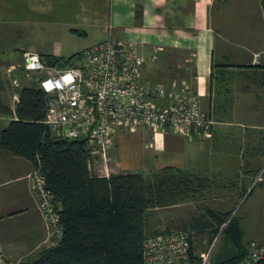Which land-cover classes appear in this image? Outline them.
Instances as JSON below:
<instances>
[{
    "label": "crops",
    "instance_id": "obj_1",
    "mask_svg": "<svg viewBox=\"0 0 264 264\" xmlns=\"http://www.w3.org/2000/svg\"><path fill=\"white\" fill-rule=\"evenodd\" d=\"M0 22L24 25L14 53L31 49L50 58H67L112 35L135 44L144 56L141 80L167 87L188 83L199 93L202 111L213 120L209 137L146 124L120 127L114 134L108 152L112 174L147 177L172 167L205 179L196 197L165 206L167 216L158 211L167 219L148 225V234L196 232L190 225L195 216L178 213L200 204L230 209L264 185L256 181L259 172L264 175V68L255 61L264 58L262 0H0ZM36 25L55 26L45 32L49 43L35 41ZM14 76L15 71L7 75L9 83ZM10 91L0 90L13 110L0 115V129L16 118L19 96L15 88ZM149 98L159 106L171 102L169 96ZM33 167L22 156L0 151V264L35 259L49 246L26 178Z\"/></svg>",
    "mask_w": 264,
    "mask_h": 264
},
{
    "label": "trees",
    "instance_id": "obj_2",
    "mask_svg": "<svg viewBox=\"0 0 264 264\" xmlns=\"http://www.w3.org/2000/svg\"><path fill=\"white\" fill-rule=\"evenodd\" d=\"M79 54L52 58L56 66L67 67L75 64ZM17 64L16 75L21 84L15 88L19 96L14 109L16 118L0 129V151L22 156L40 168L45 185L53 194L63 230L56 245L19 264H143V240L156 234L146 230L148 211L196 197L206 187L205 179L172 167L147 177L136 172L111 173L109 177L93 173L87 164V140L70 141L51 131L44 122L47 94L28 83L32 74ZM256 65L264 68L262 62ZM12 113V108L0 98V115ZM200 208L208 219L203 220L200 214L193 218L192 227L211 228L209 235L213 240L225 225L209 264H242L247 244L236 214L227 222L232 210L219 211L206 204H200ZM184 230L190 234V264H201V256L193 250L191 232ZM253 264H264V260Z\"/></svg>",
    "mask_w": 264,
    "mask_h": 264
},
{
    "label": "built area",
    "instance_id": "obj_3",
    "mask_svg": "<svg viewBox=\"0 0 264 264\" xmlns=\"http://www.w3.org/2000/svg\"><path fill=\"white\" fill-rule=\"evenodd\" d=\"M19 65L35 75L30 82L48 96L45 123L64 138H85L90 149L88 168L97 175L109 177V148L118 129L146 124L153 128L170 126L180 134L209 137L213 120L199 103V93L188 83L173 82L168 87L141 80L144 56L135 44L110 35L82 50L72 66H50L36 51L21 53ZM260 63V58L255 60ZM18 64L11 65L15 70ZM14 88L21 84L11 78ZM170 97L168 106L154 105L149 97ZM96 158L101 164L95 167ZM26 178L36 198L48 233V245H56L63 230L60 215L46 178L39 167H33ZM261 176L258 175L256 181ZM213 248V247H212ZM191 241L186 230L173 229L149 234L143 240V264H190ZM212 249L202 253L201 264H209ZM242 264L264 260V240L252 239L246 246Z\"/></svg>",
    "mask_w": 264,
    "mask_h": 264
},
{
    "label": "rangeland",
    "instance_id": "obj_4",
    "mask_svg": "<svg viewBox=\"0 0 264 264\" xmlns=\"http://www.w3.org/2000/svg\"><path fill=\"white\" fill-rule=\"evenodd\" d=\"M262 1L264 3V0H262ZM23 26L24 25H12L11 23H8V22H0V33H1L0 34V82H1L0 90H2V92H4V93H7V92L9 93V92H11L10 91L11 89L12 90L14 89L13 87H10L12 83L8 82L7 75L11 76L12 71L16 72V69L15 70L10 69L11 65L22 60L20 54L23 51H25V50H22L21 53L20 52L14 53V49H17V47H18V45H17L18 42H22L20 40V38L18 39L17 35L19 33V30H21V28ZM34 27H35L34 33H35V36H37V37H35V39H36L35 41L38 42L40 44V46L43 44L49 43V41H48L49 37L46 36L45 32L49 33L50 29H53V27H55V26L52 27L51 25H36ZM27 50H29V49H27ZM30 51H33V50L30 49ZM80 52H78V54ZM45 56L46 55H42L43 61H45L44 58L45 59L47 58ZM32 75L30 76V79H29L30 81L33 79ZM33 76H35V75H33ZM2 95H5V94H2ZM100 164H101L100 159L98 160L96 158L95 167L96 168L99 167ZM108 164H109V162H108ZM93 173L96 174L95 171ZM110 174H111V171H110ZM258 175L261 176V179H259V180H264L263 171L259 172ZM261 190H263V194L259 195ZM162 206L163 205L157 206L160 208L153 207L148 211L147 218H148V225L149 226L151 225L150 228H152L155 225L161 224L162 222H164V220L166 218V217H163L162 215L161 216L156 215L158 211L162 210V212H164V210H166L165 211L166 214H164V215L167 216V214H169V210H167L168 208H166L165 206H163V208H162ZM213 208H215L216 210H219V211L229 209V207H225V208L213 207ZM229 210H232L231 216L232 215L235 216V214H236V218H238L240 225L243 228V232H244L243 238H244L246 244H248L249 241L252 239H255L258 241L264 240V185L262 183H259V185L256 187L254 192L248 197V199L244 203L239 202V204H237L235 207H230ZM178 214H183L184 216L192 214V216L198 217V215L204 214V210H203V208H198L197 210L196 209L190 210V211L185 210V212L181 211V213H178ZM156 216H158L160 218H158ZM230 217H229V219H230ZM202 219L206 220V219H208V217H205L203 215ZM227 222H229V221H227ZM162 225H164V224H162ZM223 226H225V225H223ZM210 230H211V228L207 227L205 230H201V231H199V230H196V232L190 231L191 232V239L193 241V247H194L193 250L199 256H201L203 252L207 253V251H209L210 249L213 250V248L219 244L221 236L217 239L218 241L214 245V243L216 241L215 239L220 234V232L212 240V239H210V237H211L210 236L211 235ZM212 250H211V252H212Z\"/></svg>",
    "mask_w": 264,
    "mask_h": 264
},
{
    "label": "water",
    "instance_id": "obj_5",
    "mask_svg": "<svg viewBox=\"0 0 264 264\" xmlns=\"http://www.w3.org/2000/svg\"><path fill=\"white\" fill-rule=\"evenodd\" d=\"M46 60V63L48 64V65H50V66H54V65H56V60H54L53 58H47V59H45ZM263 63H264V58H263ZM76 140H78L77 138H71L70 139V141H76ZM234 215H232L231 217H230V219L228 220V221H230L231 219H232V217H233ZM223 229H224V226H223ZM223 229L220 231V234L217 236V238L215 239L216 241H215V243H214V245L217 243V239L221 236V234H222V232H223Z\"/></svg>",
    "mask_w": 264,
    "mask_h": 264
},
{
    "label": "bare ground",
    "instance_id": "obj_6",
    "mask_svg": "<svg viewBox=\"0 0 264 264\" xmlns=\"http://www.w3.org/2000/svg\"><path fill=\"white\" fill-rule=\"evenodd\" d=\"M71 139V138H70Z\"/></svg>",
    "mask_w": 264,
    "mask_h": 264
}]
</instances>
